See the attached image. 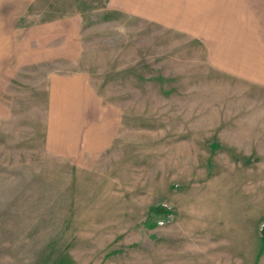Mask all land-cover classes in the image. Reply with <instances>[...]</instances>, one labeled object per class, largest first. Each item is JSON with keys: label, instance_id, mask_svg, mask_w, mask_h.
Segmentation results:
<instances>
[{"label": "rangeland", "instance_id": "obj_1", "mask_svg": "<svg viewBox=\"0 0 264 264\" xmlns=\"http://www.w3.org/2000/svg\"><path fill=\"white\" fill-rule=\"evenodd\" d=\"M0 264H264V0H0Z\"/></svg>", "mask_w": 264, "mask_h": 264}]
</instances>
